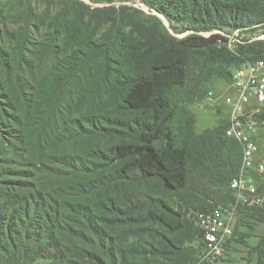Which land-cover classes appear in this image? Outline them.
<instances>
[{
    "label": "trees",
    "instance_id": "1",
    "mask_svg": "<svg viewBox=\"0 0 264 264\" xmlns=\"http://www.w3.org/2000/svg\"><path fill=\"white\" fill-rule=\"evenodd\" d=\"M142 1L195 34L177 40L134 20L143 41H96L71 22L78 49L12 109L20 132L0 134V264H196L192 216L235 202L242 149L226 136L229 108L223 126L198 133L189 68L201 56L207 79L229 86L235 69L264 60V42L234 54L214 32L264 24V0ZM63 100L76 109L59 130ZM243 218L264 225V204L241 206L234 233ZM256 251L264 264V233Z\"/></svg>",
    "mask_w": 264,
    "mask_h": 264
},
{
    "label": "rangeland",
    "instance_id": "2",
    "mask_svg": "<svg viewBox=\"0 0 264 264\" xmlns=\"http://www.w3.org/2000/svg\"><path fill=\"white\" fill-rule=\"evenodd\" d=\"M134 20L147 27H155L177 40L195 34L153 11L142 0H0V134L6 136L20 132L14 125L16 113L12 109L19 108L28 100L27 94L59 60H64L78 49L67 27L71 26V22L78 24L81 30H87L96 41L106 35L107 40L117 41L121 34L130 36L132 33L134 38L143 41L144 33L129 24ZM211 33L201 31L197 35L208 38ZM263 34L264 24H261L242 32L240 37L248 41L245 44L264 42L259 39L251 41ZM197 57L195 64L189 68L194 100L190 109L197 119L196 130L202 133L223 126L226 120L222 101H210L206 96L207 90L213 89L219 95H225L229 89L215 74L207 79L208 71L203 69V60L201 56ZM84 86L85 81L72 83L69 92L74 102L79 99ZM173 95L179 99L183 93L175 91ZM63 104L64 100L60 103L61 112L56 120L59 130L65 128L69 112L76 109V105ZM259 133L264 156V118L261 119ZM259 189L264 198V187L259 186ZM263 233V224L239 219L227 254L217 264H261L256 246ZM189 246L195 250L196 264H213L202 260L206 251L203 239H197Z\"/></svg>",
    "mask_w": 264,
    "mask_h": 264
},
{
    "label": "built area",
    "instance_id": "3",
    "mask_svg": "<svg viewBox=\"0 0 264 264\" xmlns=\"http://www.w3.org/2000/svg\"><path fill=\"white\" fill-rule=\"evenodd\" d=\"M246 31L248 29L232 30L230 33L214 32L222 36L220 44L237 54L239 47L248 42L240 37ZM257 39L264 40V34L251 41ZM228 89L229 93L225 95H217L214 90H210L207 98L212 102L222 101L229 108L226 136L241 145V169L230 183L235 202L230 207H218L211 212H196L192 216L202 232L206 247L202 260L213 264L222 261L227 253V244L233 236L240 207L261 206L264 201L256 179V175L264 176L262 139L260 125L254 119L264 109V60L247 62L235 69L233 82Z\"/></svg>",
    "mask_w": 264,
    "mask_h": 264
}]
</instances>
